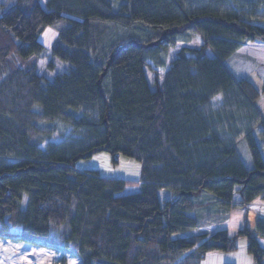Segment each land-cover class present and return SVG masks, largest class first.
Listing matches in <instances>:
<instances>
[{"label": "trees", "instance_id": "1", "mask_svg": "<svg viewBox=\"0 0 264 264\" xmlns=\"http://www.w3.org/2000/svg\"><path fill=\"white\" fill-rule=\"evenodd\" d=\"M50 26L59 34L39 73ZM254 41L264 42V0L0 3V238L49 249L55 264L67 253L79 264H201L245 236L264 264V216L255 234L247 222L264 200L261 92L227 64ZM56 59L69 69L48 79ZM102 152L139 162L140 178L76 168ZM236 208L244 225L231 235L219 227Z\"/></svg>", "mask_w": 264, "mask_h": 264}, {"label": "rangeland", "instance_id": "2", "mask_svg": "<svg viewBox=\"0 0 264 264\" xmlns=\"http://www.w3.org/2000/svg\"><path fill=\"white\" fill-rule=\"evenodd\" d=\"M13 0H0V3L10 4ZM45 5L46 0H42ZM58 26H50L45 29L44 32L39 36V41L48 50L46 58L39 61L38 71L43 73L47 69L50 57V50L58 37L59 30ZM229 65V62H227ZM70 64L62 60L56 59L55 66L49 68L45 74L48 79H53L56 74L67 71ZM148 77L150 82H154V74L148 71ZM225 103L224 99L218 97L214 101V106L221 107ZM262 144V143H261ZM242 156L245 159L246 164L252 167V159L250 153L245 147L242 149ZM264 156V148H263ZM77 169H98L103 176L112 178H125L137 180L141 174V164L133 159L125 156H119L117 162L112 160V156L107 152L99 153L89 159H83L77 162ZM137 188H130V191H136ZM163 192H161V197ZM247 222L252 225L251 216H248ZM248 225V226H249ZM243 226V215L240 208H236L231 213V218L228 222L221 225L219 228L228 229L231 235L237 234L238 230ZM207 230V229H206ZM213 230V229H211ZM193 231L191 233H196ZM238 248L233 251H221L215 250L207 254L206 258L201 264H255L252 255L248 251V240L245 236H239L237 238ZM65 264H79V258L69 253L65 254ZM55 254L46 248L39 247L36 245L10 241L0 238V264H55ZM61 264V263H57Z\"/></svg>", "mask_w": 264, "mask_h": 264}, {"label": "crops", "instance_id": "3", "mask_svg": "<svg viewBox=\"0 0 264 264\" xmlns=\"http://www.w3.org/2000/svg\"><path fill=\"white\" fill-rule=\"evenodd\" d=\"M228 62L229 68L235 75L246 77L261 92L255 106L264 116V42L254 41L241 46ZM249 208L248 216H251L252 225L250 226L248 222V227L250 232L255 234V223L260 216H264V200L255 201ZM244 214L242 210L243 225ZM260 244L264 248V239H260Z\"/></svg>", "mask_w": 264, "mask_h": 264}]
</instances>
